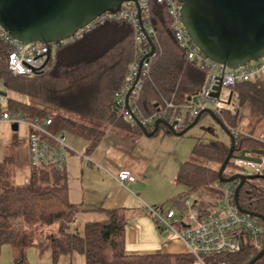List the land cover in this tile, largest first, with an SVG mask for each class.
I'll list each match as a JSON object with an SVG mask.
<instances>
[{"label":"trees","instance_id":"trees-1","mask_svg":"<svg viewBox=\"0 0 264 264\" xmlns=\"http://www.w3.org/2000/svg\"><path fill=\"white\" fill-rule=\"evenodd\" d=\"M142 18L153 31L154 52L149 71L140 75V88L128 98L129 103L141 117L165 111L164 117L169 119L183 110L181 106L194 102L206 72L188 60L173 39L164 3L149 0ZM133 37L134 29L129 21L106 19L68 42L57 43L51 48L45 71L31 78L9 72L6 46L0 40V80L8 96V106L25 117L52 115V131L73 133L87 140L89 148L108 129L141 133L137 124L131 125L119 113L115 95L125 82L130 64L137 58L139 47ZM259 82L257 79L237 84L231 90L240 103L250 100L264 105V89ZM8 92L26 96L33 104L12 98ZM167 103L178 106L175 112ZM217 115L227 128L238 130L232 133L234 153L249 150L254 154L261 150L264 157V139L240 128L236 105L232 112L223 109ZM160 131L165 132L166 127L160 125L155 134ZM228 148L229 144L220 140L195 142L190 158L180 164L176 176L183 189L170 198L169 207L180 209L184 198L193 193H208L214 196V202L218 201L224 183L218 179V169ZM9 167L8 160L0 163V246L8 244L17 251L15 264H25L24 249L40 245L43 239L48 242L53 263L61 255L78 253L84 257V264H193V256L186 252L127 253L123 208L105 209L102 219L87 221L79 228L76 224L79 207L68 199L66 168L59 171L50 165L30 167L28 181L16 184L9 175ZM241 170L231 160L223 174L228 176ZM194 202L199 209L207 206H202L201 197L194 198ZM238 203L264 217V176L243 184ZM253 219L264 235V220ZM259 250L243 244L236 253L204 258L209 264L219 260L247 264ZM254 264H264V255Z\"/></svg>","mask_w":264,"mask_h":264},{"label":"built area","instance_id":"built-area-1","mask_svg":"<svg viewBox=\"0 0 264 264\" xmlns=\"http://www.w3.org/2000/svg\"><path fill=\"white\" fill-rule=\"evenodd\" d=\"M164 3L172 28V36L177 45L185 52L188 60L194 62L206 72L204 84L194 99L195 102L187 106H181L183 110L179 114H172L169 119L161 114L153 113L147 117H141L134 111L129 103L132 114L147 129L151 130L157 118H163L172 124L174 130L183 129L194 117L205 108H211L216 114L221 110L233 111L232 100L226 103L231 87L237 84L247 83L253 80L264 79V56L256 61H251L235 69L224 67L206 56L192 43L187 34L180 16V2L178 0H156ZM149 0H137L140 9L132 1L122 3L120 9L115 13H103L94 18L84 27L77 30L72 36L58 42L44 44L33 41L21 43L9 36L0 26V40L5 43L8 54L7 67L12 75L25 76L27 78L41 75L46 68L48 61V50L56 46L57 43L68 42L70 39L79 36L83 31L93 29L102 24L106 19H118L129 21L134 29V42L137 43L139 51L137 58L132 62L126 73V79L120 91L116 92V103L118 111L131 125H136L131 113L125 107V94L135 81L134 88L130 91L128 98L137 94L140 88V75L147 74L150 68V61L153 53L147 56L150 48L146 45L143 31L152 37L151 28L144 23L142 13L147 11ZM147 42V41H146ZM142 61L138 70V63ZM137 76V79H136ZM220 82V92L217 98L210 95L213 86ZM169 108L175 112L177 105L167 103ZM184 111H186V116ZM52 115L25 117L14 108L8 106V96L0 80V124L8 123L17 125L23 124L28 129L27 146L29 151V165L35 168L43 165H50L56 170H64L67 163V152L69 146L63 131L54 132L51 130ZM232 131V130H231ZM232 133H238L232 131ZM235 165L241 167L244 174L264 176V157L261 156L260 163L247 160H233ZM250 169V171H248ZM115 179L120 184L135 181V176L128 169H121ZM28 178L24 180L27 182ZM237 182L222 183L221 197L203 208L194 206V200L186 197L182 207L175 209L166 204H144V209L150 216L156 227L158 235H170L180 240L185 245V252L194 258L193 264H209L204 257H216L218 255L233 254L243 248V244L252 245L261 249L264 243V235L260 225L255 219L240 213L234 203V189ZM216 264H228L225 260H219Z\"/></svg>","mask_w":264,"mask_h":264},{"label":"crops","instance_id":"crops-1","mask_svg":"<svg viewBox=\"0 0 264 264\" xmlns=\"http://www.w3.org/2000/svg\"><path fill=\"white\" fill-rule=\"evenodd\" d=\"M27 131L23 124L16 130L11 124H0V163L9 161L10 175L16 184L23 183L31 172ZM64 133L69 146L66 163L68 199L79 207L76 219L79 228L87 221L102 219L105 209L123 208L127 253L185 252L172 248L171 243L176 244L175 238L158 235L144 209V204H166L177 194L172 191L177 187L174 186L177 185L176 176L180 164L189 158L182 159L174 148V139L178 136L166 132L145 136L137 131L108 129L89 148L87 140L70 132ZM225 143L229 144V141ZM121 169L130 170L135 181L120 184L115 176ZM17 255L10 245L0 246V264H15ZM23 257L25 264H84V257L78 253L61 255L53 263L48 242L44 239L40 245L25 248Z\"/></svg>","mask_w":264,"mask_h":264},{"label":"water","instance_id":"water-1","mask_svg":"<svg viewBox=\"0 0 264 264\" xmlns=\"http://www.w3.org/2000/svg\"><path fill=\"white\" fill-rule=\"evenodd\" d=\"M125 1L134 2L138 8L137 0H0V26L21 43L37 41L48 44L72 36L103 13L117 12ZM178 1L181 4L179 12L183 27L192 43L210 60L235 69L264 56V0ZM143 34L149 44V56L154 52V45L145 31ZM50 53L48 50V58ZM141 63H138V70ZM135 81L125 94V107L130 113L128 95ZM220 88V82H217L210 95L217 98ZM232 95L233 91L230 90L226 103H230ZM203 113L208 114L229 137L228 152L218 169V179L224 183L237 182L234 203L238 211L264 220L261 214L246 210L238 203L239 190L243 184L261 176L241 172H233L228 176L223 174L229 161L237 159L260 163L263 152L256 150L252 154L249 150H241L238 154L234 153L235 138L232 131L211 108L199 111L189 124L178 131L163 118L155 119L153 128L147 130L134 114L131 113V116L145 136H153L160 125L166 127V133L180 136L193 127ZM17 127L16 123L11 124L13 130ZM263 255L264 246L247 264H254Z\"/></svg>","mask_w":264,"mask_h":264},{"label":"rangeland","instance_id":"rangeland-1","mask_svg":"<svg viewBox=\"0 0 264 264\" xmlns=\"http://www.w3.org/2000/svg\"><path fill=\"white\" fill-rule=\"evenodd\" d=\"M259 86L264 89V79L259 82ZM9 93V92H8ZM12 98L18 99L25 103H31L32 100L23 95H18L15 93H9ZM264 101V100H263ZM232 104L238 107V113L240 117L239 126L243 131H248L254 135L261 136L264 139V105L260 102L253 103L250 100L240 103L239 98L236 94L232 97ZM50 111V109H48ZM162 132V131H160ZM173 146L177 150L179 157L182 159H187L190 155V152L195 144V142H209L213 140L220 141H229L228 135L213 121V119L208 114H202L198 122L187 130L183 135H180L174 139ZM7 152V151H6ZM190 158V157H189ZM193 160L197 161L196 158ZM198 162L201 160L198 159ZM231 169L227 170V173H230ZM250 171V169H248ZM9 172L11 173L10 167ZM10 175V174H9ZM174 184V183H172ZM177 186L173 191L174 194L181 191L182 186L177 183ZM180 188V190H179ZM192 200L196 197H201L202 206L211 205L214 202V196L208 193L200 194L193 193L188 195ZM168 206H171L169 201L166 202ZM171 238L170 235L162 236V238ZM176 242H172V248L176 251H185V245L178 239H174Z\"/></svg>","mask_w":264,"mask_h":264}]
</instances>
